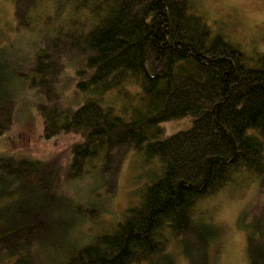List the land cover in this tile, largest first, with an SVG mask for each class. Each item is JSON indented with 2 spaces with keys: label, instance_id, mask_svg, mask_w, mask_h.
<instances>
[{
  "label": "trees",
  "instance_id": "16d2710c",
  "mask_svg": "<svg viewBox=\"0 0 264 264\" xmlns=\"http://www.w3.org/2000/svg\"><path fill=\"white\" fill-rule=\"evenodd\" d=\"M10 1L19 37L2 48L0 133L27 92L44 138H77L65 162L0 152V264H175L172 242L209 264L218 229L198 203L264 181V51L213 33L190 0ZM67 63L76 103L58 84ZM186 115L187 129L163 136L162 122ZM129 153L137 199L112 214ZM84 178L86 199L63 193Z\"/></svg>",
  "mask_w": 264,
  "mask_h": 264
},
{
  "label": "rangeland",
  "instance_id": "374dc122",
  "mask_svg": "<svg viewBox=\"0 0 264 264\" xmlns=\"http://www.w3.org/2000/svg\"><path fill=\"white\" fill-rule=\"evenodd\" d=\"M190 1L193 8L204 16L213 33L237 43L249 56L254 57L264 51V0ZM13 27L12 2L0 0V63L9 60L6 51H2L6 42L19 37ZM72 77L73 67L67 63L58 84L63 86L64 99L76 103L85 95L74 90ZM8 82L4 81L3 89H6ZM29 97L35 98L32 95ZM26 99L27 92L19 93L13 121L6 131L0 133V152L40 159L60 153L61 162H65L69 157V146L77 136L62 133L44 138L41 114L32 101ZM190 125L189 115L164 121L161 123L163 136L187 129ZM131 155H128L131 159L123 161L114 195L107 203V209L112 214L120 212L137 199V195L130 190L137 172L133 167L134 156ZM90 181V178H84L73 184H63L61 189L72 199H86L85 189ZM201 209L205 212V221L202 222L210 221L218 229L208 247L209 264H264V181L250 179L244 184L225 186L216 194L203 198L197 206V211ZM104 223L102 218L99 223L93 224V229H98ZM169 246L175 264H188L173 242Z\"/></svg>",
  "mask_w": 264,
  "mask_h": 264
}]
</instances>
